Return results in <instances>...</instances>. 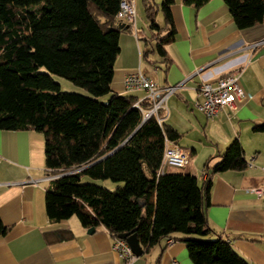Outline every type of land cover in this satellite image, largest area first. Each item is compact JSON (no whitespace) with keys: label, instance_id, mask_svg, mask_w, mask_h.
<instances>
[{"label":"trees","instance_id":"16d2710c","mask_svg":"<svg viewBox=\"0 0 264 264\" xmlns=\"http://www.w3.org/2000/svg\"><path fill=\"white\" fill-rule=\"evenodd\" d=\"M120 1L0 0V130L43 133L46 169L56 175L44 197L49 220L76 216L85 228L104 226L113 239L134 232L143 254L180 236L193 264H249L205 215L211 176L247 166L238 138L217 155L201 184L187 166L160 172L165 139L174 142L179 132L158 122L165 109L143 120L149 100L137 103L134 95L111 91ZM224 2L238 28L262 21L264 0ZM172 3L143 1L149 27L159 28V8L168 28L155 45L160 54L174 33ZM53 75L90 96L61 91ZM254 128L262 131L264 123ZM84 175L123 184L109 190L82 182ZM7 230L0 220V236Z\"/></svg>","mask_w":264,"mask_h":264},{"label":"crops","instance_id":"0c3cea01","mask_svg":"<svg viewBox=\"0 0 264 264\" xmlns=\"http://www.w3.org/2000/svg\"><path fill=\"white\" fill-rule=\"evenodd\" d=\"M133 1L135 21L120 31L111 91L134 95L137 103L144 100V90L127 91L124 86L125 74L136 70L161 89L176 87L166 99L164 122L181 136L173 116L187 109L191 129L202 126L197 138H189V148L178 144L180 136L173 142L189 150L187 168L199 184L217 155L238 138L247 166L211 176L205 215L209 226L249 264H264V196L251 190L264 184V130L254 128L264 123V15L262 21L238 28L224 0H207L201 6L173 0L174 33L160 54L155 45L168 33L162 11L155 12L159 28L151 29L144 0ZM152 1L159 5L162 0ZM235 69H240L238 82L245 96L236 100L234 111L225 108L207 117L194 105L201 99L198 84L205 79L214 83ZM190 113L201 114L203 125ZM44 143L43 133L31 128L0 130V220L8 227L0 236V264H193L180 236L128 262L113 249L114 239L104 226L87 233L76 216L49 220L44 197L56 175L46 169Z\"/></svg>","mask_w":264,"mask_h":264},{"label":"built area","instance_id":"2783aa9c","mask_svg":"<svg viewBox=\"0 0 264 264\" xmlns=\"http://www.w3.org/2000/svg\"><path fill=\"white\" fill-rule=\"evenodd\" d=\"M116 19L119 22H127L129 24L135 21L133 0L120 1ZM239 75L240 69H235L216 78L214 83L206 79L202 80L197 87V94L201 99L196 100L194 105L207 117H213L225 108L234 111L236 109V100L245 96V92L238 82ZM123 80L127 91L144 90L146 92L145 99L150 101V108L145 113L147 117L152 114L157 116L159 109H165L167 97L176 90L174 86L161 89L157 83L140 70L126 73ZM157 120L161 122L164 120V117L157 116ZM189 159L190 152L188 149L165 139V149L159 171L163 172L166 166L185 167L189 163ZM251 190L258 197L264 196V184ZM172 242L173 239L171 238L167 240V244ZM113 249L118 252L121 258L128 262L137 257L133 254L129 244L124 239L118 237L114 239Z\"/></svg>","mask_w":264,"mask_h":264},{"label":"rangeland","instance_id":"374dc122","mask_svg":"<svg viewBox=\"0 0 264 264\" xmlns=\"http://www.w3.org/2000/svg\"><path fill=\"white\" fill-rule=\"evenodd\" d=\"M136 9H138L137 14L139 16L140 12H139L138 5H136ZM136 20L139 21V18H137V16H136ZM157 21L159 23H162V16L161 15L158 16ZM40 70L44 71L45 69L41 68ZM53 79L59 83L61 91L80 93V94L90 96V94L86 90H84L83 88H81L79 86H76L71 81H69L63 77L53 75ZM176 103H177V101H176ZM166 107H165V109H166V115H167L169 107H167V108ZM190 114L196 115V117L199 119V122L201 123V125H203V123H204L203 119L204 118L202 119L201 114H199V113H194V114L190 113ZM175 119L178 122V128H179L180 133H181V136L178 140V144L181 146L189 148V138H191L193 136L197 138V136L199 134L198 129H201L202 126L201 127L198 126L196 130L191 129L193 124L189 121V110H187V109L186 110L184 109L180 113H178L176 111L174 113V116H173V120H175ZM82 182H90V183L102 186L104 188H107L109 190L116 189L117 187H120L123 184L122 182H114L110 179H92V178L85 176V175L82 177Z\"/></svg>","mask_w":264,"mask_h":264},{"label":"water","instance_id":"95a60500","mask_svg":"<svg viewBox=\"0 0 264 264\" xmlns=\"http://www.w3.org/2000/svg\"><path fill=\"white\" fill-rule=\"evenodd\" d=\"M129 24H126L125 22H119L118 23V28L119 29H127ZM147 116H144L143 120H145ZM95 230V226H91L87 229V233H92ZM118 238L124 239L130 246L133 254L135 256H140L143 254V250L139 244L138 238L136 236V233L131 232V233H120L118 235Z\"/></svg>","mask_w":264,"mask_h":264}]
</instances>
